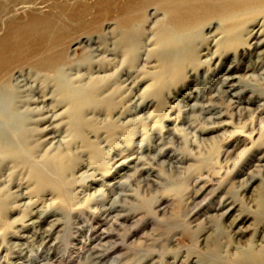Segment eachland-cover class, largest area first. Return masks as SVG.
Masks as SVG:
<instances>
[{
  "label": "rangeland",
  "instance_id": "rangeland-1",
  "mask_svg": "<svg viewBox=\"0 0 264 264\" xmlns=\"http://www.w3.org/2000/svg\"><path fill=\"white\" fill-rule=\"evenodd\" d=\"M151 1L0 0V39L13 23H49L18 54L8 47L0 74V264H264V62L220 92L255 57L239 45L204 61L228 25L176 35ZM54 56L52 71L40 65ZM16 87L18 101L43 92L49 111L16 113ZM128 158L136 172L117 167Z\"/></svg>",
  "mask_w": 264,
  "mask_h": 264
},
{
  "label": "bare ground",
  "instance_id": "bare-ground-1",
  "mask_svg": "<svg viewBox=\"0 0 264 264\" xmlns=\"http://www.w3.org/2000/svg\"><path fill=\"white\" fill-rule=\"evenodd\" d=\"M150 1V0H149ZM154 1V3H156L157 6L159 7H163L165 9V11L167 12V16H168V20H169V25L172 27V29L174 30L176 35H181L186 31H190V30H196L197 28L201 31L202 29H204V27L207 26V28H209V24H203L204 21L208 20V19H212V18H218L220 19V21L222 23H225L226 25H228L226 28V33L225 36L227 37V39L224 41V43H220L219 41L224 38H218L216 40H214L213 35L216 34L213 32V34L210 36L211 41L214 42L213 47H214V51H208L207 48H205L206 50V54L202 53L200 54L198 52L197 55L203 56H209L207 57V59H205L204 61H207L208 63L211 62L212 59L217 57V54H219L221 51V49L223 48H231L233 50V48L235 46H239L242 45V47L247 50L249 52V54L253 57H255V60H249L248 63L246 64H239L237 66L232 65V67H230V71L235 70V69H239L243 72L242 75L240 76H234V75H229L227 77L222 78L221 83H220V92L226 94L229 92V90H232L233 88L237 87L238 84H232L230 82H232L234 79H238L240 81L251 77L249 76L247 73L248 72H255L257 69H259L261 67V64L264 62V0H152ZM151 1V2H152ZM37 19V18H36ZM131 22V18L128 19H124L123 24H129ZM259 25L258 28H256L255 26ZM49 23L47 22H38L37 20H35V18H31L28 23L26 24H21V25H17V23H13L12 25V30L9 31V33L7 35H5L2 39H0V74L2 72H5L6 70L8 71V64L11 63V58L8 59L7 56V51H8V47L9 46H13L12 47V51H14V53L18 54L19 51V47L20 45L23 43H27V41L29 40H35L36 38L39 37V33L40 31L42 32V30L44 29L45 32L46 30L49 29ZM251 28V29H250ZM43 30V33H45ZM217 30V29H216ZM215 30V31H216ZM224 31V30H223ZM48 32V31H47ZM224 34V33H223ZM42 36V34H41ZM43 37V36H42ZM204 37V36H203ZM34 38V39H33ZM168 38V37H167ZM183 39V38H182ZM205 39V37H204ZM38 40V39H36ZM210 40V39H209ZM251 40H254L252 43H250ZM28 41V42H29ZM11 45H9V44ZM160 43L162 45L168 44L172 45V42L170 39H166V37L162 36ZM28 44V43H27ZM30 44V43H29ZM37 44V43H36ZM35 45V44H34ZM207 45V44H206ZM223 45V46H222ZM19 46V47H18ZM209 46V45H208ZM28 48V47H27ZM18 49V50H17ZM23 49V48H22ZM171 49V48H170ZM236 49V48H234ZM11 51V50H10ZM226 51V50H225ZM28 52V51H27ZM171 53V52H170ZM243 54V53H242ZM11 55H13L11 53ZM171 55V54H170ZM220 56V55H219ZM50 57V56H47ZM55 57V56H54ZM59 57V56H58ZM235 58V57H234ZM13 60V59H12ZM30 60V59H29ZM60 60V59H59ZM58 60V61H59ZM31 61V60H30ZM49 61V60H48ZM47 60H43L41 61V64L44 67H48V69L50 68L51 71L52 69L56 68L58 64H56L55 62L57 61V57L53 58L52 61L48 62ZM173 61V60H172ZM179 61V60H178ZM29 62V61H28ZM181 61H179L180 63ZM40 63V62H39ZM185 63V62H184ZM183 63V64H184ZM182 64V65H183ZM178 66L177 64H174ZM186 65V64H185ZM184 65V66H185ZM181 66V63H180ZM10 67V66H9ZM165 67V66H164ZM239 67V68H238ZM42 68V69H43ZM46 69V68H44ZM163 69V68H162ZM185 70V69H184ZM70 71V70H69ZM8 74V73H7ZM253 74V73H252ZM262 74H264V72H262ZM156 75V74H155ZM261 75V73L259 74ZM163 76V75H161ZM253 76V75H252ZM255 76V75H254ZM258 77V76H257ZM21 79V78H20ZM133 79V78H132ZM167 79V78H166ZM163 82H165V80ZM250 79V78H249ZM256 79V78H255ZM1 80V79H0ZM259 80L264 81V78L260 77ZM70 81V80H69ZM18 84V89L19 86L23 87L24 86V80H19L16 81ZM71 82V81H70ZM155 82V81H154ZM20 83H23L22 85H19ZM160 83V81H159ZM165 84V83H164ZM155 85V84H154ZM163 85V84H160ZM240 85V84H239ZM13 87V86H12ZM29 87V86H28ZM27 88V87H26ZM221 88H227L226 90H222ZM239 88V86H238ZM14 89V87H13ZM17 87L14 91H12V101L14 104H11L12 106L14 105V108L16 110L17 113V108L19 109V105L21 103H23L24 105H29V104H34L36 105L35 108H33L36 112L38 113H44L49 111V109L47 110V108L45 109V103L49 98H46L45 95L42 93L43 92H36L33 94L32 97L27 98L24 101H18L17 98H20V96L17 94H20L22 92V90H18ZM168 89V88H167ZM241 90V89H240ZM56 91V90H55ZM35 94H38L37 97H35ZM57 94V93H56ZM60 95V94H59ZM1 96V95H0ZM64 96V95H63ZM2 98V97H1ZM0 98V108H6L7 104H5V100H3V98ZM256 98V97H255ZM254 98V99H255ZM137 99V98H136ZM62 100V95L61 97L59 96V101L56 99V102H61ZM139 100V98H138ZM65 101V99H64ZM63 101V102H64ZM70 102H71V106L73 102H78L77 98L73 96L70 97ZM70 102H68L70 104ZM138 102V101H137ZM8 103V102H6ZM233 104L235 102H232ZM238 103V102H237ZM10 104V102H9ZM8 104V105H9ZM19 104V105H18ZM47 104V103H46ZM77 104V103H76ZM37 105H40L37 108ZM135 105V104H134ZM4 106V107H3ZM76 106V105H75ZM133 106V104H132ZM138 106V105H137ZM9 108V106H8ZM137 108V107H136ZM7 109V108H6ZM5 109V110H6ZM12 109V108H11ZM130 110H133L130 109ZM4 111V110H2ZM29 111V110H28ZM9 112L6 111V113ZM5 113V114H6ZM13 113V112H12ZM20 113V112H19ZM18 113V114H19ZM23 113H27V112H22ZM2 114H4V112H2ZM4 114V115H5ZM10 114V113H9ZM8 114V117H9ZM21 114V115H22ZM20 115V116H21ZM1 116V115H0ZM23 116V115H22ZM22 118V120L25 122V118ZM4 117V116H2ZM12 117V116H11ZM50 117V116H49ZM13 118V117H12ZM51 118V117H50ZM49 118V119H50ZM48 119V116L43 117L41 119H38L37 121H44ZM134 120V119H133ZM260 120V119H258ZM257 123V122H256ZM213 124V123H212ZM216 124V123H215ZM226 125H229L228 123H217L214 127L210 128V131H213L215 129H219L221 127H224ZM255 126V123L253 124ZM251 126V125H250ZM251 126V128L249 129L248 135L249 137H252L253 135H255L257 132H255V127ZM17 128V127H16ZM173 131V128L171 129H167L166 131L170 132ZM207 130V129H206ZM176 129L173 131V134L176 133L175 132ZM258 131V130H256ZM260 134V133H259ZM259 140V139H258ZM232 148V147H231ZM234 149V148H233ZM230 150V149H228ZM233 152V151H231ZM223 153H229V151L227 152L225 150V152ZM161 156H164V153L162 152V150L159 151V154ZM229 155V154H228ZM136 159L137 161L135 162V165L139 163V158H128L125 159L123 161H121L117 167L120 166H124L125 168L128 169H133L134 172H136V168L135 166H130V162H133V160ZM180 159V158H179ZM130 164V165H129ZM134 164V163H133ZM262 167V166H259ZM264 167V165H263ZM120 177H123L125 179L126 176H128V174L126 173H122L121 175H119ZM249 178V177H247ZM129 179V178H128ZM200 179V178H199ZM198 179V180H199ZM206 179V178H205ZM249 180V179H247ZM31 181V180H30ZM205 181V180H204ZM203 181V182H204ZM207 181V180H206ZM210 182V181H209ZM116 183V182H115ZM117 183L120 185L122 182L121 181H117ZM112 184H108L107 186H110ZM209 185V184H208ZM114 187V184L112 185ZM244 186V187H243ZM242 188L245 189L246 186L243 185ZM112 187V188H113ZM256 187V186H255ZM111 188V189H112ZM242 189V190H243ZM202 190V188H201ZM197 192V191H196ZM195 192V193H196ZM123 195V194H121ZM249 195V194H248ZM247 195V196H248ZM195 196V195H194ZM226 196V195H225ZM246 196V197H247ZM229 198V196H227ZM227 199H223V201L219 202V207L223 208L226 207L227 205L231 204L230 202L226 203ZM250 201V199H249ZM252 201V200H251ZM113 202V200H112ZM114 203V202H113ZM252 204V203H251ZM118 205V203L116 204ZM115 204H112L111 207L107 208L104 211H109L111 212L114 208H116ZM194 205V204H193ZM120 206V205H118ZM122 206V205H121ZM120 206V207H121ZM230 206V205H229ZM238 206V205H237ZM166 209V208H165ZM210 209V208H209ZM116 210V209H115ZM227 210V209H226ZM206 212V211H205ZM226 212V211H225ZM221 214L224 215V213L222 212ZM212 216V215H211ZM226 216V215H225ZM228 216V215H227ZM245 215L240 214L237 215L236 218H233L231 220V222L229 223L230 226H232L234 223H242L244 222V217ZM231 218V217H230ZM229 218V219H230ZM249 218V217H247ZM255 218V217H254ZM251 219V218H250ZM230 221V220H229ZM34 223V222H33ZM239 226V225H238ZM223 227V225H222ZM240 228V227H239ZM238 228V229H239ZM201 229V228H200ZM248 229V227H245L244 229L240 228L238 231H236V234L239 235L241 233L246 232ZM258 229V228H257ZM206 230V229H204ZM251 230V229H250ZM256 230V228H255ZM254 230V231H255ZM234 231V230H233ZM204 232V231H203ZM202 233V232H201ZM250 233V232H249ZM254 233V232H252ZM263 233V232H262ZM51 234V228L46 229L44 231H39L36 235L39 239L44 240L47 239L49 237V235ZM229 235V234H228ZM210 236V235H209ZM233 236V235H232ZM240 236V235H239ZM27 238V237H26ZM200 238V237H199ZM218 239V238H217ZM238 239V238H237ZM214 241V239L212 240ZM236 241V240H235ZM255 241V240H254ZM234 242V241H233ZM206 243V242H205ZM243 243V242H242ZM254 243V242H253ZM236 244V243H235ZM250 245V243H249ZM254 245V244H253ZM252 245V246H253ZM234 246V245H233ZM233 246L231 248H233ZM251 246V247H252ZM235 247V246H234ZM241 248V247H240ZM241 250V249H240ZM244 250V249H242ZM252 251V250H251ZM250 251V252H251ZM254 252V251H253ZM243 253V252H242ZM245 253V250H244ZM246 254V253H245ZM243 254V255H245ZM247 256V255H246ZM251 256V255H249ZM245 258V257H244ZM247 258V257H246ZM254 258V256H253ZM256 258V257H255ZM249 259V258H247ZM251 259V258H250ZM252 260V259H251ZM259 260V259H258ZM255 261V260H254ZM251 262V261H250ZM197 263V262H195ZM239 263V261H238ZM254 264V263H253ZM259 264V263H258Z\"/></svg>",
  "mask_w": 264,
  "mask_h": 264
}]
</instances>
